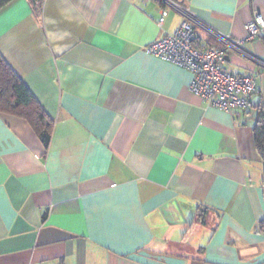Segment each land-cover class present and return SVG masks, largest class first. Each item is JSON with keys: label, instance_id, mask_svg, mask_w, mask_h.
Wrapping results in <instances>:
<instances>
[{"label": "crops", "instance_id": "0c3cea01", "mask_svg": "<svg viewBox=\"0 0 264 264\" xmlns=\"http://www.w3.org/2000/svg\"><path fill=\"white\" fill-rule=\"evenodd\" d=\"M242 38L264 0H176ZM161 0H12L0 53L52 122L46 146L0 111V264H264L258 107L193 93V72L150 53L185 21ZM200 40L217 44L197 27ZM244 47L264 61V33ZM224 66L260 72L238 52ZM207 209L199 218L200 208Z\"/></svg>", "mask_w": 264, "mask_h": 264}, {"label": "built area", "instance_id": "2783aa9c", "mask_svg": "<svg viewBox=\"0 0 264 264\" xmlns=\"http://www.w3.org/2000/svg\"><path fill=\"white\" fill-rule=\"evenodd\" d=\"M159 25H163L170 7L180 11L185 21L172 34L154 40L148 50L163 59L173 61L193 72L190 89L206 102L227 111L248 110L258 107L254 94L258 90L260 72L236 74L224 66L227 55L238 52L260 66L264 61L244 47L248 40L264 33V15L256 9L246 24L247 35L242 38L223 34L200 21L189 7L176 0H161ZM197 27L205 29L218 43L200 40Z\"/></svg>", "mask_w": 264, "mask_h": 264}, {"label": "trees", "instance_id": "16d2710c", "mask_svg": "<svg viewBox=\"0 0 264 264\" xmlns=\"http://www.w3.org/2000/svg\"><path fill=\"white\" fill-rule=\"evenodd\" d=\"M12 0H0V9ZM0 111L22 116L30 121L48 146L51 139L52 122L43 106L35 98L30 88L18 76L0 53ZM254 135L258 152L264 160V105L258 104L254 122ZM207 209L200 208L199 218L203 219Z\"/></svg>", "mask_w": 264, "mask_h": 264}]
</instances>
